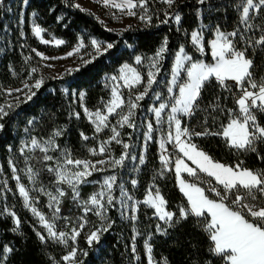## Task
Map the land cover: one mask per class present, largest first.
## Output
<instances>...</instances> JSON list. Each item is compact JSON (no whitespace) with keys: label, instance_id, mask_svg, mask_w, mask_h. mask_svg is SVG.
<instances>
[{"label":"snow or ice","instance_id":"1","mask_svg":"<svg viewBox=\"0 0 264 264\" xmlns=\"http://www.w3.org/2000/svg\"><path fill=\"white\" fill-rule=\"evenodd\" d=\"M22 2L27 4L28 0H22ZM98 2L126 16H138L145 25H150L152 22V14L148 7L149 0H98ZM163 3L171 9L176 0H163ZM196 3L201 6L210 5V0H196ZM3 5L4 0H0V9H3ZM72 7L80 8V5L73 4ZM234 8L238 13V24L241 27L225 31L219 25L210 28L207 24H201L190 34L185 31L186 36L190 35V44L195 51L201 55H204L206 51L210 52L212 62L206 63L202 59H195L188 53L186 46L181 44L173 56L171 79L166 82L158 81L157 76L161 73L165 56L170 51L168 38L164 37L152 56H135L136 65L143 66L145 60L148 62L146 81L136 67L125 63L119 68L118 75H112L109 78L110 97L103 102V108L92 111L81 103L80 107L83 109L84 116L94 126L95 133L100 134L106 129L111 133L108 138L99 140L98 147L88 149L91 156L106 158L95 161L74 158L67 148L57 143V138L65 134L63 128L54 130L47 139L43 137L38 139L31 135L28 128H25V132L29 134V140L22 141L19 150L22 155L25 150L43 154L31 159L41 160L43 169L54 174L53 190L49 191L44 185L38 184L41 170L35 167L26 168L29 182L36 186L29 189L20 183V177L15 175L17 169L14 161L10 159L8 163L13 172V179L17 181L16 188L23 200V206L38 219L39 225L46 232L45 235L37 231L38 239L42 243L52 241L63 245L66 249L70 247V251L61 257L64 264H84L79 257L89 255L88 251L76 246L78 237L89 223V213H93L101 221L99 226H95L85 235L87 245L92 247L94 244H99L102 235L112 227L113 221L107 215L110 208L119 205L124 210L122 215L135 223L138 219L137 209L141 204L153 209V216L162 222L155 226V233L160 236H168L169 230H174L189 217H195L197 224L207 233L208 240L211 242L208 252L212 256L219 257L223 264H264V168L250 169L243 166V161L235 166L225 165L201 150L192 140L193 137L199 136H220L226 145L237 153H253L258 159L264 160V154L259 151V145H264V123L260 119L264 116V78L258 77V70L254 71L255 61L248 55L249 48L264 52V0H235ZM7 11L11 9L8 8ZM196 11L199 14L201 9L197 8ZM164 16L165 18L160 21L162 24H168L170 19L177 25L181 24L182 16L179 12L165 11ZM20 22L23 23V19ZM257 28L261 33L258 37L246 35ZM31 31L42 44L54 43L56 46L65 44L63 39L54 36L51 40L45 39L42 34L48 30L35 20L32 21ZM89 46L92 52L86 53L88 59L81 56V66L91 64L99 56L111 50L114 44L106 43L102 46L93 38ZM85 48V41L80 39L65 56L48 57L35 48L32 51L37 57L47 61L73 57ZM46 66L52 67L51 64ZM79 70V67L68 69L67 73L70 75ZM37 71V68H31L29 77ZM55 78L60 79L62 76ZM213 78L221 89L232 95L235 108L223 107L219 103V97L203 109L201 108L202 91ZM158 83H165L166 95L153 89V85ZM43 84L44 78L41 77L35 79L34 83H24L22 89L8 90L9 95L12 92L23 93L24 99L17 97L16 104H9L7 110L4 105H0V121L15 107L31 101ZM141 85H143V91L137 92L134 98L131 94L126 98L121 91V88L135 89ZM24 89H27V92H24ZM150 93H152V99L157 102L156 105L147 109L153 114L155 127L153 122L145 117L143 138L145 144L154 141L159 146V160L162 166L159 175L163 176L164 172L170 171L175 173L176 184L187 201L185 205L179 207L178 215L166 208L168 202L155 184L150 185L143 200L138 201L125 189L122 180L118 183V176L115 173L105 175L101 180L89 179L94 173L106 172L109 167L123 168L129 159L133 161L138 159L140 165L145 163L144 154L140 153L139 156L132 154V146L120 138L122 135L120 129L127 127L139 130L136 122L137 112L141 108L140 102ZM78 95L83 101L84 93ZM201 111L205 113L201 124L203 130L194 131L186 123V119L190 120ZM72 115L80 119L79 112L74 111ZM221 116L225 117L226 123L220 121ZM113 117L117 118L114 124L110 119ZM28 123L31 125L33 121L30 120ZM217 124L218 129L211 130V127ZM4 128L5 125L0 123V131ZM157 133L158 138L154 135ZM80 136L84 141L90 139L83 132ZM129 137L131 138V134ZM113 143L122 145L123 151L118 158L111 156L110 146ZM168 145H171L172 151L169 150ZM57 150L60 155H53L52 153ZM25 159L27 161L30 158L26 156ZM186 161H190L194 167ZM49 162L52 163L49 164ZM90 183L97 184L98 190L90 194L87 199H82L81 187ZM137 183L136 179L131 180L133 188ZM64 185L71 190L72 199L82 206L83 215L79 217L78 222L70 221L68 217L61 215V204L67 195ZM4 186L7 187V182ZM116 188L120 191L119 197L113 195ZM30 192L47 195L46 207L50 210V216H46L37 207L38 197L30 195ZM129 201L131 204L128 203ZM128 209L131 210V215L127 214ZM3 213L12 216L15 224L12 230L19 232L21 220L16 213L10 212L7 208L0 210V214ZM60 219L64 220L65 228L69 224L73 226L68 231L58 230L56 222ZM133 232L131 250L135 255L134 242L141 234L135 228ZM152 235L149 233L148 239L144 240L147 264H169L166 257L159 262L155 259L153 244L150 242ZM12 251L14 250L11 247L4 245L0 250V264H3L4 259ZM53 264H60V262L54 260ZM208 264L212 262L208 261Z\"/></svg>","mask_w":264,"mask_h":264},{"label":"trees","instance_id":"2","mask_svg":"<svg viewBox=\"0 0 264 264\" xmlns=\"http://www.w3.org/2000/svg\"><path fill=\"white\" fill-rule=\"evenodd\" d=\"M235 0H210V5H198L196 0H176V3L170 9L168 5L161 0H149V12L152 14V22L145 25L140 19L133 22L124 29L108 28L96 15L88 10L81 11L82 8L72 7L75 0H28L23 6L22 0H4L3 9H0V87H10L20 84L29 75V66L23 60V49L21 43H25L28 48H35L50 52L52 50L65 51L76 45L78 40L83 39L86 44L84 52H92L89 42L96 39L102 45L113 43L114 47L102 56H99L91 64L79 66V71H74L70 75L66 72L62 78L58 79L51 76L44 77V84L37 92V95L29 102L22 103L0 123L5 125L3 131H0V178L7 182V187L0 179V210L7 208L10 212H15L21 220L19 232H14L15 227L13 218L8 213L0 214V250L7 244L14 251L8 254L3 264H53V261H59L64 264L61 257L68 251L61 244L47 241L42 243L35 232V220L29 211L23 206V201L18 194L8 161L10 158L14 161L22 182L28 183L26 168L35 167L41 170L38 184H42L53 190L55 179L54 174L48 173L43 169V164L39 159L31 157L42 156L38 151L33 153L25 150L22 155L20 152L22 141L29 140V134L25 128L29 129L32 136L38 139L48 136L56 129H65V134L57 138V143L67 148L74 158H87L88 149L96 146L98 140L108 138L111 133L105 130L96 134L92 124L82 113L79 107L77 94L84 93V104L90 109H96L103 105L109 98V90L104 83V76L115 73L118 68L124 64H133L135 56H152L161 44L164 37L168 38L169 52L165 56L161 73L157 76L158 81L166 82L170 78L173 56L178 50L179 45L184 44L186 50L195 59H202L206 63L212 62L209 52L204 55L198 54L190 44L189 34L201 24H207L210 28L217 25L222 30L232 31L238 24V13L234 8ZM24 7V8H23ZM10 8L11 11H7ZM200 8L198 14L196 9ZM179 12L182 16L181 24L177 25L174 20H169L168 24L160 23L165 18L164 13ZM23 14V24L19 27V18ZM35 14L36 22L48 30V34L63 39L65 44L57 49H52L41 44L31 33L28 21L31 14ZM111 29V31H109ZM126 29V30H125ZM23 33V35H21ZM259 28L248 36L258 37ZM248 55L255 61L258 70V77L264 78V52L258 49L249 48ZM89 58L88 56L86 57ZM147 60L143 66H138L146 81ZM17 74V75H16ZM155 91L167 94L165 83L153 85ZM143 91V85L135 89L123 90L127 98L131 94ZM237 95L239 93L237 92ZM219 97V103L225 108H235L234 98L228 91L221 89L213 78L203 89L200 99V105L203 109ZM5 102L0 94V105ZM141 108L137 112L136 122L139 130L124 127L120 129L121 139L132 146V154L139 156L145 145V163L140 166L139 171L133 177L131 171L133 165L131 159L125 162V166L118 171V183L122 177L135 178L138 183L133 188L128 182L126 188L134 198L140 200L146 194L150 185L155 184L161 194L168 202L166 208L174 211L178 215L179 207L187 203L186 198L179 191L176 184L175 175L171 172H164L159 175L161 163L157 143L152 141L143 143V132L145 130V117L153 121L152 114L147 111L150 106L157 102L152 99V93L140 102ZM15 105V104H14ZM7 110V106L5 107ZM80 113V119H77L73 112ZM205 113L197 112L190 120L186 119L194 131H202V121ZM115 123L116 117L110 118ZM264 123V116L260 117ZM33 124H29V121ZM220 121L226 123L224 116ZM211 123V122H210ZM218 129V124L211 127V130ZM83 132L89 136L88 141H84L80 133ZM131 134V138L129 137ZM156 137L159 134H154ZM201 150L205 151L215 160L229 166H235L243 161V166L250 169L264 168V160L258 159L253 153H237L230 149L220 136H199L193 137ZM113 154L119 157L123 151L122 145L113 143L111 146ZM259 151L264 154V145H259ZM59 156L60 152L52 153ZM29 157L26 161L25 157ZM52 162H49L51 164ZM106 173H94L90 180H101V176ZM214 183V181H213ZM34 186V185H33ZM36 187V186H34ZM67 193L61 204V215L69 218L70 221H79L83 215L82 206L78 201L72 199L71 190L66 185L63 186ZM97 184H86L81 187V198L87 199L90 194L98 190ZM211 195V194H210ZM47 195H42L45 200ZM108 217L113 221L110 230L102 235L101 242L89 247L85 241V235L99 226L100 221L92 214H88L89 223L85 231L78 237L77 247L88 251L87 257L80 256L84 264H145V254L142 242L152 233L151 243L153 244V254L159 262L162 258H167L169 264H223L219 257L212 256L208 252L210 241L207 233L197 224L195 217H189L174 230H169L170 234L166 237L155 233V226L159 222L153 216V210L144 205L138 206L137 211V231L141 234L135 240L136 254L132 253L133 244V225L134 223L127 219L118 206L110 208ZM64 231H68L73 225L69 224L65 228V222L61 219ZM138 257V259H137Z\"/></svg>","mask_w":264,"mask_h":264},{"label":"rangeland","instance_id":"3","mask_svg":"<svg viewBox=\"0 0 264 264\" xmlns=\"http://www.w3.org/2000/svg\"><path fill=\"white\" fill-rule=\"evenodd\" d=\"M163 1V0H161ZM75 4H78L80 5V8L82 9H85V10H88L90 11L91 13H93L94 15L97 16V18L102 21L108 28H111V29H124L126 27H128L129 25H131L133 22H135L136 20H139L138 16H133V17H129V16H126L124 15L123 13L119 12L118 10L114 9V8H106L103 6L102 3L98 2V0H75ZM25 4H23L24 6ZM24 8V7H23ZM138 13H139V9L136 10ZM21 19H23V14L21 12V16L19 18V27L21 28V25L23 23H21ZM35 20L36 21V16L35 14H31L30 17H29V21H28V24H29V27H30V30H31V24H32V21ZM37 23V22H36ZM32 33V31H31ZM33 35V33H32ZM43 37L45 39H49L51 40V37H53L52 35L48 34L47 32L42 34ZM34 36V35H33ZM35 37V36H34ZM36 38V37H35ZM38 41L39 39L36 38ZM59 39V38H58ZM42 44V43H41ZM45 45V44H43ZM46 46L48 47H51L52 49H57L58 47L60 46H56L54 43H50V44H47ZM103 46V45H102ZM75 47L72 46L71 48L65 50V51H57V50H52L50 52H46L44 50H38L40 51L41 53H43L45 56H48V57H61V56H65L66 53L68 51H71L73 48ZM21 48L23 49V60L25 62L26 65L29 66V72L31 70V68L35 67L38 69V71L36 73H32V76L29 77V75L27 76L26 79H24L20 84L16 85V86H10V87H0V94H2L5 102L3 103V105L6 107L8 106L9 104L11 105H14L16 104V98L19 97L21 100L24 99V94L21 93V92H12L11 95L8 94V90L10 89H22L23 86H24V83H34V80L35 79H38V78H41V77H46V76H51V77H58V76H62L64 73L67 72L68 69H75L77 67H79L81 65V56H83L85 59H87V55H86V52H84V49H81V53L78 54V55H74L73 57H68L66 59H55V60H42L40 57H37L35 55V53L32 51L33 48H28L25 43H21ZM195 50V49H194ZM198 53V52H197ZM200 54V53H198ZM210 54V52H209ZM201 55V54H200ZM211 56V55H210ZM31 58V59H27V58ZM48 64H51L52 67H47L46 65ZM125 64V63H124ZM173 64V63H172ZM123 65V64H122ZM121 65V66H122ZM131 66L133 67H136L138 70V66L139 65H136L135 64V59H134V63L133 64H130ZM120 66V67H121ZM119 67V68H120ZM119 68L118 70L113 73V74H109V75H106L104 76L103 80H104V83L106 85V87L108 88L109 90V97H110V87L108 86L109 85V78L112 76V75H118L119 73ZM17 75V74H16ZM171 79V74H170V78ZM122 84V81L120 82ZM126 89V90H131V89H128V88H121V91L123 92V90ZM175 91V89H174ZM24 92H27V89H24ZM133 96H135V94H132ZM77 98L79 100V107L81 105V103L84 104V101H81L80 100V97L79 95L77 94ZM109 99V98H108ZM85 106V104H84ZM86 107V106H85ZM88 108V107H87ZM99 108H103V105ZM82 113H83V109L80 107ZM89 110H92L94 111L95 109H90L88 108ZM126 111V110H125ZM84 114V113H83ZM152 114V113H151ZM152 117H153V114H152ZM88 120V119H87ZM89 121V120H88ZM153 121H154V118H153ZM155 123V121H154ZM93 126V125H92ZM94 128V126H93ZM95 131V130H94ZM158 138V137H157ZM145 143V142H143ZM98 144H99V140L96 144V146L94 147H98ZM21 146H22V143H21ZM157 147H158V153L160 155V149H159V146L157 144ZM169 148L170 151H172V148H171V145H168L167 146ZM90 148H93V147H90ZM112 150V149H111ZM141 153L145 154V145H143L142 147V151ZM111 156L113 158H118L116 157L114 154H113V150L111 151ZM101 158H106V157H101V156H91L90 153H89V156L87 158H78V159H88V160H92V161H95V160H98V159H101ZM12 160V158H10ZM160 161V160H159ZM190 166L194 167V165H191V162L190 161H186ZM131 164L133 165L132 167V175L133 177L137 174V172L139 171V168H140V164H139V161L138 159L133 161L131 160ZM16 167V165H15ZM162 167V166H161ZM17 169V172L15 173V175L19 176L20 177V174L18 172V168L16 167ZM10 170H11V167H10ZM121 170V168H116V169H112V168H108V170L104 173V175L101 176V179L103 178V176L105 175H111L113 173H118V171ZM171 173H174V171H170ZM11 175H12V179H13V172L11 170ZM175 175V173H174ZM1 181L5 184L6 180H4L3 178H0ZM28 179V177H27ZM132 179H135V178H128V176H125V177H122V181L124 183V186H125V189L128 190L126 188V185L127 183L129 182L131 184V180ZM14 181V184L16 186L17 184V181L15 179H13ZM20 183L24 184L26 187H28L29 189H32L34 188V186L29 182L28 180V183H24L22 182L21 178H20ZM132 186V185H131ZM17 189V188H16ZM30 195H33V196H36L38 197V205L37 207L46 215V216H50V210L48 207H46L47 203H48V197L43 200L42 199V195H44L43 193H38V192H30ZM113 195L116 196V197H119L120 195V191L118 188L115 189V191L113 192ZM145 196V195H144ZM134 198V197H133ZM144 198V197H143ZM140 199L138 201H142L143 200ZM22 199V198H21ZM135 200H137L136 198H134ZM23 201V200H22ZM129 204H131V201L128 202ZM119 210L121 212H123L124 210L121 209L119 207V205H117ZM146 207V206H145ZM148 208V207H147ZM151 209V208H149ZM28 210V209H27ZM153 210V209H152ZM29 211V210H28ZM138 211V209H137ZM154 211V210H153ZM29 213L31 214V216L34 218L35 220V232L37 231H40L41 233H44L46 235V232L45 230L39 225V222H38V219L36 217L33 216V214L29 211ZM93 214V213H92ZM127 214L128 215H131V210L128 209L127 211ZM94 215V214H93ZM137 215V213H136ZM97 219L98 217L96 215H94ZM99 220V219H98ZM100 221V220H99ZM137 222V221H136ZM136 222L134 223L133 225V229L135 228V230L137 231V227H136ZM57 228L58 230H64L63 227V223L60 220H58L57 222ZM101 223V221H100ZM90 232V231H89ZM138 232V231H137ZM134 234V233H133ZM149 236V235H148ZM148 236L145 238V239H148ZM144 239V240H145ZM69 244H71V242H69ZM142 245H143V250H144V254H145V259H146V263L147 264V256H146V253H145V249H144V241L142 242ZM77 246V245H76ZM68 251H70V247L68 248Z\"/></svg>","mask_w":264,"mask_h":264},{"label":"built area","instance_id":"4","mask_svg":"<svg viewBox=\"0 0 264 264\" xmlns=\"http://www.w3.org/2000/svg\"><path fill=\"white\" fill-rule=\"evenodd\" d=\"M231 83V82H230Z\"/></svg>","mask_w":264,"mask_h":264}]
</instances>
